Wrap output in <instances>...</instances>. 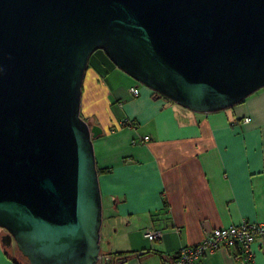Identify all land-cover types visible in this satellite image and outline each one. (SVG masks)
<instances>
[{
	"label": "water",
	"instance_id": "obj_1",
	"mask_svg": "<svg viewBox=\"0 0 264 264\" xmlns=\"http://www.w3.org/2000/svg\"><path fill=\"white\" fill-rule=\"evenodd\" d=\"M96 49L181 107L224 110L264 87V0H0L1 243L29 264L100 258L102 129L80 116Z\"/></svg>",
	"mask_w": 264,
	"mask_h": 264
},
{
	"label": "crops",
	"instance_id": "obj_2",
	"mask_svg": "<svg viewBox=\"0 0 264 264\" xmlns=\"http://www.w3.org/2000/svg\"><path fill=\"white\" fill-rule=\"evenodd\" d=\"M94 54L80 114L102 129L92 140L96 166L109 169L98 176L102 219L115 227L97 264L118 253L129 256L111 264H162L211 228L264 222V87L227 109L192 112L153 97L104 53ZM146 229L161 237L149 241ZM2 235L0 264H15ZM196 264H264V237L252 244L250 260L239 245L220 246Z\"/></svg>",
	"mask_w": 264,
	"mask_h": 264
},
{
	"label": "built area",
	"instance_id": "obj_3",
	"mask_svg": "<svg viewBox=\"0 0 264 264\" xmlns=\"http://www.w3.org/2000/svg\"><path fill=\"white\" fill-rule=\"evenodd\" d=\"M129 94L132 97L138 95V89L131 87ZM248 118H244V122H248ZM127 121L124 120L123 123ZM144 139H147L145 137ZM144 237L149 241H156L161 237L160 231L146 229L143 232ZM264 237V222H241L240 224H231L225 227L211 228L207 231L206 237L191 246L180 247L171 257L165 259L162 264H196L204 255L211 253L220 246L235 247L239 245L240 252L244 254L247 260L252 256V244L257 238ZM111 263L124 261L126 257L112 258ZM103 260V259H102ZM103 260V263H107ZM108 264V263H107Z\"/></svg>",
	"mask_w": 264,
	"mask_h": 264
},
{
	"label": "rangeland",
	"instance_id": "obj_4",
	"mask_svg": "<svg viewBox=\"0 0 264 264\" xmlns=\"http://www.w3.org/2000/svg\"><path fill=\"white\" fill-rule=\"evenodd\" d=\"M93 53H103V51L102 50H100V49H96V50H94L92 53H91V55H90V59L92 60V58H94L95 57V54H94V56H92L93 55ZM92 57V58H91ZM90 60V61H91ZM108 61H109V64L111 63L112 65H114L109 59H108ZM115 66V65H114ZM116 67V66H115ZM117 68V67H116ZM118 69V68H117ZM120 70V69H119ZM121 71V70H120ZM124 73V72H123ZM127 75V74H126ZM130 77V76H129ZM131 78V77H130ZM137 85H141L140 83H138L137 82ZM104 205H105V202H104ZM115 229V227L114 226H111L110 225V223L109 222H107V220L105 219V216H104V219L102 220V225H101V229H100V251H99V257H101V255L104 253V252H106L107 251V248H108V246L110 247V245H111V241H110V239L111 238H109V237H106L105 238V234L106 235H108V234H110V232L111 231H113ZM2 231V230H1ZM111 234H112V232H111ZM13 246L12 247H5L6 248V250H8L10 253H15V251H16V247H15V245L14 244H12ZM14 255V254H13ZM17 255V254H16ZM24 261V260H23Z\"/></svg>",
	"mask_w": 264,
	"mask_h": 264
},
{
	"label": "trees",
	"instance_id": "obj_5",
	"mask_svg": "<svg viewBox=\"0 0 264 264\" xmlns=\"http://www.w3.org/2000/svg\"><path fill=\"white\" fill-rule=\"evenodd\" d=\"M153 97H162V98H164L163 96H160V95H158L156 92H154L153 91ZM166 99V98H165ZM166 100H168V99H166ZM170 101V100H169ZM172 102V101H171ZM80 116L86 121V122H88L90 125H97V123L95 122V121H90V118H85V117H83L81 114H80ZM109 169L108 168H98L97 166H96V171H97V174H98V176L101 174V173H104V172H107ZM148 252V251H147ZM16 254H17V257L14 259V263L15 264H20L21 263V261L22 260H24L25 261V263L26 264H29L28 263V261H27V259L25 258V257H23L21 254H20V252L17 250V248H16ZM118 255V258H121L122 256H127L128 254L127 253H118L117 254ZM129 256V255H128ZM163 259L165 260L166 258L165 257H163Z\"/></svg>",
	"mask_w": 264,
	"mask_h": 264
}]
</instances>
